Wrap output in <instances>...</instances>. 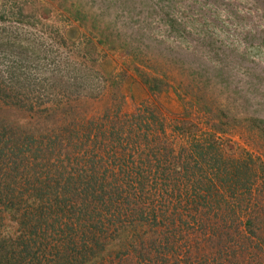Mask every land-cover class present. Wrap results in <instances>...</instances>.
Here are the masks:
<instances>
[{
  "label": "trees",
  "instance_id": "trees-1",
  "mask_svg": "<svg viewBox=\"0 0 264 264\" xmlns=\"http://www.w3.org/2000/svg\"><path fill=\"white\" fill-rule=\"evenodd\" d=\"M7 33L0 30V45ZM26 52L10 56L19 65L7 68L12 85L1 79L0 97L32 112L50 84L30 77L32 104L11 95L23 68L46 65ZM32 54L49 60L46 50ZM57 110H65L60 102L41 112ZM65 117L36 138L0 122V208L18 211L24 227L0 238V264H85L123 235L130 264H244V254L246 264H264L262 163L186 121L117 113L123 126L102 130L93 120L65 126Z\"/></svg>",
  "mask_w": 264,
  "mask_h": 264
},
{
  "label": "rangeland",
  "instance_id": "rangeland-1",
  "mask_svg": "<svg viewBox=\"0 0 264 264\" xmlns=\"http://www.w3.org/2000/svg\"><path fill=\"white\" fill-rule=\"evenodd\" d=\"M0 30L13 32L0 45V81L11 83L7 68L19 62L10 56L20 50L46 64L23 68V86L11 95L32 104L30 77L50 84L32 112L0 97L8 127L36 138L58 128L61 115L65 126L93 120L106 130L123 126L113 122L117 113L154 114L167 126L189 122L264 165V0H0ZM36 47L48 61L31 55ZM56 102L63 112H41ZM20 215L0 208L1 243L24 230ZM127 244L117 236L85 264H130Z\"/></svg>",
  "mask_w": 264,
  "mask_h": 264
}]
</instances>
